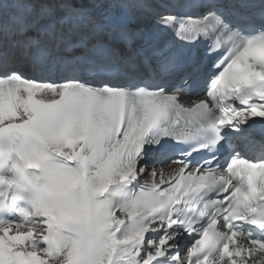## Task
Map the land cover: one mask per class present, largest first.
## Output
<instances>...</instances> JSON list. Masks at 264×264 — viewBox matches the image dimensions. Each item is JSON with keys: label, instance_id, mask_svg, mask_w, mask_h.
Returning a JSON list of instances; mask_svg holds the SVG:
<instances>
[{"label": "snow or ice", "instance_id": "obj_1", "mask_svg": "<svg viewBox=\"0 0 264 264\" xmlns=\"http://www.w3.org/2000/svg\"><path fill=\"white\" fill-rule=\"evenodd\" d=\"M0 39V264H264V154L216 155L264 132V0H0ZM165 137L209 155L148 173Z\"/></svg>", "mask_w": 264, "mask_h": 264}, {"label": "bare ground", "instance_id": "obj_2", "mask_svg": "<svg viewBox=\"0 0 264 264\" xmlns=\"http://www.w3.org/2000/svg\"><path fill=\"white\" fill-rule=\"evenodd\" d=\"M162 1H163V0H162ZM162 1H160V0H148V2H149V3H152V4H161ZM157 10L159 11L160 9H157ZM149 18H150V17H149ZM149 18H148V19H149ZM24 70H25V69H24ZM263 133H264V132H263ZM255 137H256V134H254L253 136H251L249 139H251L252 141H255V140H256ZM239 259H240V258H237L238 261H239Z\"/></svg>", "mask_w": 264, "mask_h": 264}]
</instances>
